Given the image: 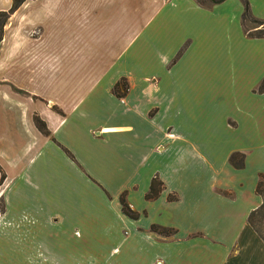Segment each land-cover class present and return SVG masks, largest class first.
Listing matches in <instances>:
<instances>
[{"label":"crops","instance_id":"crops-1","mask_svg":"<svg viewBox=\"0 0 264 264\" xmlns=\"http://www.w3.org/2000/svg\"><path fill=\"white\" fill-rule=\"evenodd\" d=\"M245 1L264 20L255 11L264 0ZM9 3L0 0V11ZM240 12L238 0H23L7 15L0 81L10 89L0 98L25 130L18 146L29 160L2 196L0 254L13 253L1 240L15 222L34 225L45 214L62 236L108 239L103 252L123 260L103 264H264V245L245 222L259 201L264 143L254 153L219 143L240 127L237 115L217 114L220 104L217 129L206 118L212 95L226 91L264 102L252 92L264 74V39L242 33ZM117 79L119 98L110 93ZM240 100L232 113L259 129ZM232 152L242 154L239 169L226 161ZM151 177L161 189L144 200ZM120 193L135 219L119 212ZM150 224L173 233L154 234Z\"/></svg>","mask_w":264,"mask_h":264},{"label":"rangeland","instance_id":"rangeland-1","mask_svg":"<svg viewBox=\"0 0 264 264\" xmlns=\"http://www.w3.org/2000/svg\"><path fill=\"white\" fill-rule=\"evenodd\" d=\"M255 11L264 15V5L256 2ZM252 26V23L248 21L244 22L245 28H251ZM190 60H192L191 57H187V61ZM52 80V78H48V83ZM0 88H3L2 90H5L7 93L10 89L9 85L5 84V81H0ZM229 92L232 91H226L220 97L212 95V98L216 99L213 102L217 104L210 105L211 108L206 112V118L212 119L209 122L210 124L214 123L216 115L220 112L237 115L240 121L238 132L235 135L229 136L228 140H219V143L228 141L230 144L249 145L250 152H258V146L264 143V102L244 96L243 92L238 93L236 89L234 93L232 92L233 94ZM240 99L254 108V121L256 124L260 123L259 129L256 126L254 128L251 125L245 126V118L234 112L232 113L234 103L236 102L239 105L241 103ZM7 104L5 99L0 98V173L3 175V178L0 180V228L3 227L4 229L8 224L1 216L4 205L2 196L6 194V187L10 184L9 179L14 177L15 168L22 171L23 166L29 160L22 156L23 149L18 146L24 143L25 130L23 126L15 123L16 120L12 119V115L16 111L12 107H8ZM24 104L22 102L20 106ZM219 104L220 107L215 115L214 109ZM214 126V124L211 125L212 128L217 129ZM244 131H247L246 134L241 135ZM238 133L240 135H237ZM17 176L21 177L22 174L20 173ZM254 178L256 179V177ZM50 220L43 214L40 217V221L34 225L25 224L26 227H24L22 222H15L14 229L9 237L1 240L2 244L11 246L13 253L8 254V256L0 254V261L3 258L5 260V257H10L15 262H50L52 264H103V262L109 263L123 260L118 253L108 254L103 252L104 245H107L108 239L103 237H79L75 233L62 236L64 232Z\"/></svg>","mask_w":264,"mask_h":264},{"label":"trees","instance_id":"trees-1","mask_svg":"<svg viewBox=\"0 0 264 264\" xmlns=\"http://www.w3.org/2000/svg\"><path fill=\"white\" fill-rule=\"evenodd\" d=\"M23 0H10L9 6L5 11H0V32L1 27L9 13H11ZM198 6H209L216 4L221 0H193ZM241 5V12L239 15V25L242 33L248 37L263 38L264 39V20L256 19L250 16L248 12L247 3L245 0H238ZM248 21L252 23L251 28H245L244 22ZM125 91V83L123 79H117L110 88V93L114 97H120ZM254 93L261 94L264 93V74L261 76L256 86L254 87ZM32 125L35 130L41 134L46 135V130L43 124L35 118H32ZM227 163L235 169H239L242 166V154L237 152H232L227 156ZM3 175L0 173V180ZM161 189L160 182L155 178L151 177L147 184V189L143 194L144 200H151L155 198ZM122 194L120 193L117 197V202L119 205V212L129 219H135L136 213L130 211L125 205ZM253 194L258 197V204L251 210H249L245 216V222L250 230L255 234L258 240L264 245V176L261 174L256 175V180L253 186ZM166 200H173L172 195H166ZM148 231L153 232L157 235L166 236L173 233L172 229L160 227L157 225H148Z\"/></svg>","mask_w":264,"mask_h":264}]
</instances>
